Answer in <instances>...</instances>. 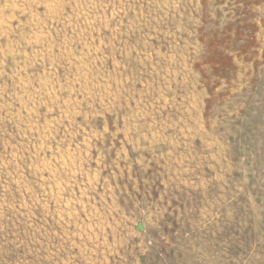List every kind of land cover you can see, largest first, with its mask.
<instances>
[{
  "label": "rangeland",
  "instance_id": "374dc122",
  "mask_svg": "<svg viewBox=\"0 0 264 264\" xmlns=\"http://www.w3.org/2000/svg\"><path fill=\"white\" fill-rule=\"evenodd\" d=\"M0 264H264V0H0Z\"/></svg>",
  "mask_w": 264,
  "mask_h": 264
}]
</instances>
